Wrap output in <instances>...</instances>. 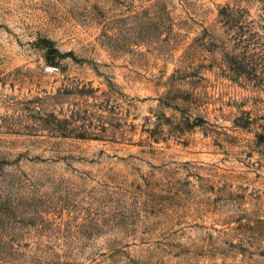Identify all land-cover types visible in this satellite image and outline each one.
I'll return each instance as SVG.
<instances>
[{
	"label": "rangeland",
	"instance_id": "374dc122",
	"mask_svg": "<svg viewBox=\"0 0 264 264\" xmlns=\"http://www.w3.org/2000/svg\"><path fill=\"white\" fill-rule=\"evenodd\" d=\"M0 264H264V0H0Z\"/></svg>",
	"mask_w": 264,
	"mask_h": 264
},
{
	"label": "built area",
	"instance_id": "2783aa9c",
	"mask_svg": "<svg viewBox=\"0 0 264 264\" xmlns=\"http://www.w3.org/2000/svg\"><path fill=\"white\" fill-rule=\"evenodd\" d=\"M47 69L50 70V71H52L54 69H57V67H55V66H47Z\"/></svg>",
	"mask_w": 264,
	"mask_h": 264
}]
</instances>
